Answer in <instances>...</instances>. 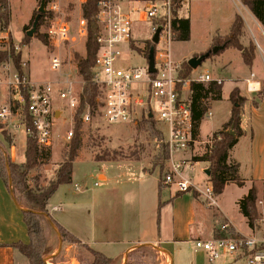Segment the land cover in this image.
Instances as JSON below:
<instances>
[{
	"label": "rangeland",
	"instance_id": "374dc122",
	"mask_svg": "<svg viewBox=\"0 0 264 264\" xmlns=\"http://www.w3.org/2000/svg\"><path fill=\"white\" fill-rule=\"evenodd\" d=\"M120 1H127V9L131 11L133 18H140L146 0ZM8 2L11 11V22L8 25L11 26L13 38L16 42H21L22 40L26 43L23 46V61L25 63L23 68L29 75V78L37 83L45 81L53 83L62 82L64 79L62 73L54 71L51 67L50 53L52 49L48 47V43L46 44L42 41L41 35H46V29L55 15L64 18L72 25H76L79 22V15H83L82 7L75 0H61L60 13L54 14L51 19H45L42 24L40 20L37 33L27 42L25 39L27 33L25 27L29 25L32 16L38 14L41 0H8ZM181 14L192 18V36L186 41H174L171 46V52L174 58L183 61L184 65L190 58L199 57L206 52L195 55L191 54L192 51L206 49L207 45L213 41L214 36L217 35L216 29H220L224 33L225 29L229 27L227 20L228 18H232L233 15L234 18L235 15H238L240 18H247L248 20L249 27H245L242 42L248 45L251 41L256 45V48L257 43L261 46V48L256 49L257 59L254 61L253 67H249L243 62L241 52L238 49L227 48L221 53H214L210 57L205 58L194 70L195 72H192L191 77L197 73H204L207 70L215 77L220 76L223 79L222 99L209 100V110L212 111V116L208 117L206 113L203 118L201 124L202 137L198 136V141L194 146L181 157L183 159H192L194 156H202L205 153L207 145L211 143L213 138L211 134L218 127H221L222 122L230 115L232 105L230 99L231 91L235 86L240 87L242 94L247 98L245 105L242 106L243 134L239 138L238 145L232 151L230 160L233 162V158L236 157L240 166L241 177L250 182L255 181L258 188L256 205L259 213H261L264 211V27L256 19L249 7L243 4L242 0H186L181 9ZM33 22L31 25H33ZM153 25L151 20L144 22L136 20L134 24L136 44L144 47L151 40ZM38 34L41 35L38 36ZM224 36L218 35L217 37ZM86 40L87 38L76 44L69 42L65 46H62L61 50L67 64H70L64 70L67 72L72 68L77 72L75 88L79 94L81 93L84 80L79 74L75 58L77 56H86ZM216 44L213 42L209 49L212 50L214 47L219 46ZM146 63L147 58L138 51L132 54L125 52L118 62V64L136 65L142 71H146ZM251 73H256L257 79L261 81V91L259 92H249L247 90L245 79L247 77L251 78ZM3 76L5 77V75ZM185 91L187 95L191 96V89L189 90L188 85L185 87ZM13 93L15 92L8 89L7 86L0 85V107L13 100ZM53 99L54 107L57 111V120L54 122V141L52 146L48 147V151H50L49 158L30 174V184L32 187H35L37 182L40 185H46L54 179L59 163L63 160L64 154L68 150V146L72 140L66 139V132L71 128H75V115L78 108H70L67 102L60 98L57 90L53 94ZM154 120L165 129L162 122L156 118ZM23 121L24 116L22 112L18 115L14 113L7 121L0 120V124L11 136L12 144L17 146L18 155L21 153L19 148L24 143L26 152L27 134ZM81 130L83 146L76 158L75 166L78 175L81 178H86L85 181L90 185H93L97 181V173L93 172V176L90 177V169L94 165H92L89 159L95 161V165L104 161L133 160L141 162L145 170L160 171V166H155L159 152L156 141L152 138L148 129L138 126V122L107 123L100 116V107L98 106L93 121L90 124L82 123ZM0 139L4 141L7 148H10L11 145L5 141L1 130ZM164 164L162 177L172 167L170 160H166ZM211 168V163L198 161L194 165L193 170L186 168L185 174L195 182L205 186L207 176H210L204 170L211 172ZM36 176L38 177L37 181L34 179ZM101 187L102 185L99 188ZM246 189L247 186L240 187L237 184H233L224 193L226 209L230 210V216L234 222L242 227L245 224V220L238 211L236 197L240 193H244ZM260 199L263 200L262 205L258 204V200ZM217 205L216 199V203L212 204V206ZM44 225L46 228L45 236L49 245V254L44 257L46 264H86L84 262L92 258L89 251L81 244L64 241L57 227H53L50 219H45ZM256 235H260V233L258 232ZM135 252V257L128 259L123 264H127L129 261L137 264L139 260L145 264H158L157 256L159 255V251L157 249L146 248L145 250ZM199 259L206 262L205 255L199 256ZM27 264H29L28 260ZM238 264H244V261Z\"/></svg>",
	"mask_w": 264,
	"mask_h": 264
},
{
	"label": "built area",
	"instance_id": "2783aa9c",
	"mask_svg": "<svg viewBox=\"0 0 264 264\" xmlns=\"http://www.w3.org/2000/svg\"><path fill=\"white\" fill-rule=\"evenodd\" d=\"M86 1L75 0L80 7ZM185 1L146 0L140 18L136 19L121 2L100 0V48L92 72L94 82L100 89L98 101L102 119L107 123H137L144 117H151L162 122L169 150L168 160L172 166L162 177L163 184L175 185L179 192H196L212 205L216 203L212 182L203 186L186 175L185 169L193 170L196 161L180 156L198 141L193 132L191 96L187 95L185 87L191 86L193 81L205 84L216 81L222 84L223 79L214 77L208 70L187 79L182 76L184 63L174 58L171 46L177 38V32L173 28L174 11L179 4L183 7ZM46 8L47 12L59 14L61 0H50ZM78 19L79 22L72 25L55 15L46 29L48 47L52 49L51 67L54 71L62 73V82H33L24 68L23 72L17 69L12 59L0 65V85H5L15 92L13 100L0 107V120L7 121L14 113L18 115L22 112L27 136H34L38 144L46 148L52 146L54 141V122L57 120L54 92L57 90L60 98L72 109H77L80 103V94L75 88L77 72L72 68L67 72L64 70L70 64H67L61 51L62 46L67 43L76 44L87 38V19L83 15H79ZM136 20H151L154 24L153 33L159 25L162 26L159 42L155 45V73L149 71L148 59L146 71L136 65L118 64L119 58L125 52L132 54L136 51L132 47V42L135 41ZM257 47L261 48L258 43ZM12 48L16 52L23 51L21 42L14 40L10 26L0 20V50L10 51ZM143 55L147 58L145 53ZM22 65H25L24 61ZM246 81L249 91L261 90V81L257 79L256 73H251V78ZM58 85L60 86L57 87ZM25 111L28 113L30 125H27ZM206 113L208 117L212 116V111L208 110ZM82 118L83 124H90L94 116L90 109H87ZM73 135L74 128H71L66 132V139L71 140ZM258 204L262 205L263 200H258ZM251 228L252 234L249 235L235 232L230 229L229 224H225L222 236L207 240L197 239L194 245L197 250L206 253L208 264H214L225 255L245 259L247 264H264V211ZM258 232L260 235H256Z\"/></svg>",
	"mask_w": 264,
	"mask_h": 264
},
{
	"label": "crops",
	"instance_id": "0c3cea01",
	"mask_svg": "<svg viewBox=\"0 0 264 264\" xmlns=\"http://www.w3.org/2000/svg\"><path fill=\"white\" fill-rule=\"evenodd\" d=\"M121 3L127 9V1ZM180 15L183 16L181 10ZM234 19V15L228 18L229 27L224 33L216 29L217 35L214 39L218 35H227ZM243 19L245 27H249L247 18ZM190 20L192 36L193 20L192 18ZM153 34L152 27L151 37ZM214 39L206 49L192 51L191 54L207 51ZM188 86L191 89V86ZM234 88H239L240 95L245 97L240 87ZM232 106L233 104L231 109ZM230 117L231 111L221 127L211 135L222 130ZM201 124L199 137H202ZM239 140L230 150L229 163H232L231 153ZM19 149L21 153L18 155L17 146L12 144L6 149V153L10 155L12 161L22 163L25 161V143ZM233 159V162L238 163L236 157ZM89 161L94 165L90 169V177L96 172L97 181L90 185L85 181L86 178H81L76 171L75 160L72 181L58 187L49 201L48 209L59 224L83 243L111 258L114 264H123L129 259L130 254L140 247L157 249L158 264H208L206 253L195 248V240L222 236L225 224H229L230 229L235 232L252 234L248 219L240 212L239 200L255 181L250 182L246 179V191L236 197L238 211L245 220L242 227L234 222L230 210L226 209L224 203L226 189L235 183L228 184L221 194L216 195L218 205L212 206L196 192H179L175 185L161 184L159 171L145 170L141 162L115 160L95 165V161L91 159ZM206 183H211L208 176ZM23 210L25 208L17 202L0 177V264H27L24 254L13 245L20 241L24 243L30 241ZM203 255L206 262L199 259V256ZM242 261L247 264L245 259L225 255L214 264H238Z\"/></svg>",
	"mask_w": 264,
	"mask_h": 264
},
{
	"label": "trees",
	"instance_id": "16d2710c",
	"mask_svg": "<svg viewBox=\"0 0 264 264\" xmlns=\"http://www.w3.org/2000/svg\"><path fill=\"white\" fill-rule=\"evenodd\" d=\"M50 0H47V4ZM100 0H87L82 5V14L87 19L88 35L86 40V56H77V66L79 74L83 77L84 84L80 93V103L75 115L74 135L65 152L63 160L59 163L54 179L49 181L46 185H40L38 182L35 187L30 184V174L33 170L38 169L43 162L49 158L50 151L48 148L38 144L34 136H27L25 161L17 163L12 161L9 154L6 153L7 147L3 140L0 139V177L3 179L7 187H9L17 202L25 208L23 210L24 221L28 228L29 243L17 242L13 244L22 252L29 264H46L44 257L49 254V245L45 236L46 228L44 225L45 219H50L57 227L58 232L63 237L64 241H72L73 243L81 244L92 258L84 262L86 264H114L111 258L100 251L91 248L88 244L83 243L73 233L59 224L50 214L48 204L61 184L70 183L72 181L74 161L79 155V151L83 146L82 138V123L83 114L87 109H90L93 116L96 115L98 106L100 105L98 97L100 89L94 82L92 68L95 64L97 53L100 48L98 37L100 35L101 27L98 20ZM244 5H247L257 20L264 27V0H242ZM182 5H178L174 11L173 28L177 32L176 40L186 41L191 38V20L189 17H184L179 14ZM54 13L48 11L41 16V24L45 19H51ZM35 18L32 16L29 25L25 27L26 32L31 28V24ZM0 20L8 25L11 22V11L8 0H0ZM157 24V22H154ZM245 22L243 18L235 15V19L231 25L230 31L224 37H216L214 43L223 46L216 54L221 53L227 48H235L241 51L242 58L246 65L253 67L256 59V45L249 42L245 45L242 42L244 35ZM41 34H38L40 36ZM42 41L48 43L45 34L41 35ZM26 41L31 38L25 35ZM152 40H149L144 47L132 42V47L139 53L149 52ZM21 44L24 43L21 40ZM216 44V45H217ZM211 51L208 49L205 53ZM204 53V54H205ZM214 53H211L213 55ZM203 55V54H201ZM200 55V56H201ZM210 55V56H211ZM209 56V57H210ZM12 59L18 70L23 72V51L16 52L13 48L10 51L0 50V65L1 63ZM194 69L188 64L184 65L182 76L184 79L190 77ZM222 99V84L216 81H211L207 84L192 82L191 83V105L193 111V132L195 139L199 136V127L210 108L209 100ZM232 101L231 117L224 125L223 129L214 133L211 143L207 145V150L202 156H194V161H207L211 163L210 181L213 184L216 195L221 194L225 187L230 183H235L240 187L245 186L246 179L240 175V166L236 162L229 163L230 150L237 144L239 138L243 134L242 128V106L246 98L240 95L239 88H234L230 93ZM27 118V125H30L28 113L25 111ZM138 126L149 130L153 139H155L158 146V154L155 166H160V180L162 182V172L165 166L164 162L169 158L168 145L165 142V132L160 123L154 118L148 117L138 121ZM233 128L235 134L229 132ZM1 133L10 145H12V138L8 131L0 124ZM37 181L38 177H34ZM11 180V182H10ZM258 188L253 182L249 187L247 193L239 200L240 212L248 219L250 227H253L257 222L261 213L257 209ZM146 248L135 249L129 259L135 257V251H142ZM137 258V257H136ZM140 259V258H138ZM127 264H133L129 261ZM137 264H145L139 260Z\"/></svg>",
	"mask_w": 264,
	"mask_h": 264
},
{
	"label": "water",
	"instance_id": "95a60500",
	"mask_svg": "<svg viewBox=\"0 0 264 264\" xmlns=\"http://www.w3.org/2000/svg\"><path fill=\"white\" fill-rule=\"evenodd\" d=\"M46 6H47V0H41L40 6L38 8V14L34 18V22H33L32 27L26 33L28 37L31 38V37L34 36V34L37 33L41 16L47 13ZM161 30H162V26L159 25L156 28V30H155V32H154V34L152 36V42H151V45H150L149 52H148L147 55L145 54L147 56L148 61H149V71L151 73H155L156 72V68H155V45L159 42ZM222 48H223V46H216L211 51H209V52H207V53H205V54H203V55H201L199 57H192V58L189 59L188 64L193 69H196L202 63V61L205 58H207V57H209L211 55V53H217ZM229 132L231 134H235L233 128L230 129ZM205 171L210 176L211 172L209 170H205ZM10 182H11V180H10ZM52 225H53L54 228H56V226L53 223H52Z\"/></svg>",
	"mask_w": 264,
	"mask_h": 264
}]
</instances>
